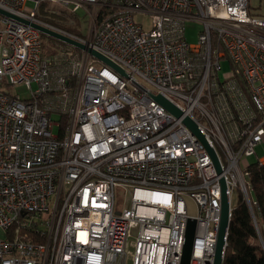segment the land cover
Returning a JSON list of instances; mask_svg holds the SVG:
<instances>
[{"label": "built area", "instance_id": "built-area-1", "mask_svg": "<svg viewBox=\"0 0 264 264\" xmlns=\"http://www.w3.org/2000/svg\"><path fill=\"white\" fill-rule=\"evenodd\" d=\"M47 1L107 13L85 38L40 18ZM0 9L28 22L0 13V264H180L189 219L190 264H213L221 180L230 218L237 191L253 211L250 158L264 164V11L249 0H0ZM188 22L199 26L194 44ZM32 23L123 73L52 36L44 51Z\"/></svg>", "mask_w": 264, "mask_h": 264}, {"label": "trees", "instance_id": "trees-1", "mask_svg": "<svg viewBox=\"0 0 264 264\" xmlns=\"http://www.w3.org/2000/svg\"><path fill=\"white\" fill-rule=\"evenodd\" d=\"M106 13V9H101L97 22H100ZM39 16L69 33L85 37L79 29L61 23L64 20L57 16H51L45 11L40 12ZM47 38L50 39L49 42L54 40L48 36ZM50 51L51 49H48V52ZM249 171L253 211L242 192L237 191L223 264H264V164L252 161Z\"/></svg>", "mask_w": 264, "mask_h": 264}, {"label": "water", "instance_id": "water-1", "mask_svg": "<svg viewBox=\"0 0 264 264\" xmlns=\"http://www.w3.org/2000/svg\"><path fill=\"white\" fill-rule=\"evenodd\" d=\"M0 13L10 16L12 18H15L20 21H24L28 23L27 21L14 16L12 14H9L8 12H5L0 9ZM32 25L40 30L43 34L52 36L53 38H56L60 41H63L65 43H68L72 46H75L82 50H88V52L93 55L94 57L98 58L99 60L103 61L107 65H110L111 67L115 68L119 72L123 73V71L113 62H111L108 58L100 54L99 52L88 48V46L82 42H79L69 36H66L64 34L58 33L56 31H53L47 27L41 26L39 24L32 23ZM155 99L163 105L167 110H169L171 113H173L177 117L182 116V111L178 109L174 104H172L169 100H167L162 95L155 96ZM183 123L189 127L192 132L206 145L208 150L210 151L211 155L215 159L218 165V170H220L217 156L209 144L208 140L204 136V134L199 129L198 125L189 117H185L183 119ZM222 183V198H221V218H220V225L218 230V236H217V244H216V250H215V257H214V263L213 264H223L226 247H227V239L229 234V228H230V221L231 218L229 217V192L225 185L224 180H221ZM196 225L197 221L195 219H189L186 225V232H185V242L183 245V251H182V258L180 264H190L191 256H192V248H193V241L196 231Z\"/></svg>", "mask_w": 264, "mask_h": 264}, {"label": "rangeland", "instance_id": "rangeland-1", "mask_svg": "<svg viewBox=\"0 0 264 264\" xmlns=\"http://www.w3.org/2000/svg\"><path fill=\"white\" fill-rule=\"evenodd\" d=\"M249 4H250V10L252 13H262L264 11V0H249ZM25 7L27 9L35 8V3L32 1H28L25 4ZM42 11L49 13V15L51 16H57V18L64 20V21H61V23L63 24H67L70 27L79 29L81 35H84L85 38L90 37V32L92 30L94 31L97 25L100 23V22H97L96 20L98 15L96 17L94 16L95 10L93 7H89L88 9L82 7L79 10L73 12L71 11L70 8H68L65 5L47 1V2H44L40 6V12ZM136 19L137 20L139 19L138 16H136ZM139 20L140 22L143 23L144 27L146 28L149 27V17L148 16H145ZM198 31H199V26L197 24L188 22L185 28V36H186L187 42L191 44L196 43L198 40ZM43 40L45 42L44 51H48V49L50 50L52 42L55 40H51V42H49L50 39H48L47 36L44 34H43ZM229 69H230V63L228 61L223 62L221 73L227 72L229 71ZM10 91L18 92L19 94H21L22 98L27 97L25 89L22 87H17V86L12 87L10 88ZM54 118H56L55 115H54ZM257 152L259 156H262L264 154V144L259 146ZM250 161L251 162L254 161V158H250ZM237 196H238L237 193L232 194V203L234 205L237 201ZM190 209L191 211L192 209H194L193 202L190 203Z\"/></svg>", "mask_w": 264, "mask_h": 264}, {"label": "bare ground", "instance_id": "bare-ground-1", "mask_svg": "<svg viewBox=\"0 0 264 264\" xmlns=\"http://www.w3.org/2000/svg\"><path fill=\"white\" fill-rule=\"evenodd\" d=\"M75 47V46H74ZM75 49L77 50V51H80V52H82L83 53V51H85V50H82V49H79V48H77V47H75ZM93 56V55H92ZM96 58V57H95ZM98 59V58H97ZM191 119V118H190ZM196 123V122H195Z\"/></svg>", "mask_w": 264, "mask_h": 264}]
</instances>
